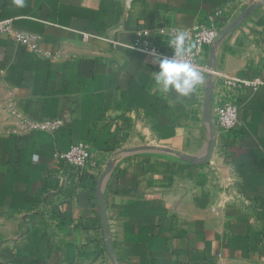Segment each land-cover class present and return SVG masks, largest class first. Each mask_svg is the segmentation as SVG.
I'll return each mask as SVG.
<instances>
[{
  "label": "crops",
  "instance_id": "0c3cea01",
  "mask_svg": "<svg viewBox=\"0 0 264 264\" xmlns=\"http://www.w3.org/2000/svg\"><path fill=\"white\" fill-rule=\"evenodd\" d=\"M0 0V20L38 36L30 53L0 33V264H264V85L235 92L239 126L214 137L209 159L205 83L163 93L151 60L128 46L148 30L206 23L219 76L264 81V0ZM101 38L119 44L113 46ZM28 121L59 122L53 132ZM85 143L99 171L55 157ZM115 263L106 249L96 182Z\"/></svg>",
  "mask_w": 264,
  "mask_h": 264
},
{
  "label": "built area",
  "instance_id": "2783aa9c",
  "mask_svg": "<svg viewBox=\"0 0 264 264\" xmlns=\"http://www.w3.org/2000/svg\"><path fill=\"white\" fill-rule=\"evenodd\" d=\"M256 0H245L240 5L247 6ZM224 16L222 10H215L208 15L206 23L195 24L190 28H164L158 31V36L161 38V45L156 46L153 43V37L148 30L141 31L137 34L131 46H128L134 51H137L148 57L152 64L153 54L160 58H171L174 55V46L171 41L180 32L184 31L187 34L186 43L192 47V52L182 59L191 61L197 69L202 73L204 82L209 74V68L205 62L206 52L212 47L220 34L218 20ZM0 33L7 36L9 39L20 45L24 50L30 53H39L38 36L30 33L17 32L10 26L9 20H0ZM109 42L113 46H119L118 43L101 38ZM219 84L212 83V91L210 98V114L214 126V135L226 133L234 130L239 126L237 119V108L235 92L242 87H256L264 85V81L256 79L252 82L238 80L237 78L219 76ZM59 125V122H37L28 121L25 124V129L34 131L53 132ZM56 159L64 166L75 171L90 169L99 171V158L89 147L82 142L72 145L68 151L55 155Z\"/></svg>",
  "mask_w": 264,
  "mask_h": 264
},
{
  "label": "clouds",
  "instance_id": "9594fccd",
  "mask_svg": "<svg viewBox=\"0 0 264 264\" xmlns=\"http://www.w3.org/2000/svg\"><path fill=\"white\" fill-rule=\"evenodd\" d=\"M15 3L23 7L24 0H15ZM186 41L187 34L180 31L171 41L174 46V55L171 58H160L153 54V63L158 65V70L154 71V82L163 93L171 91L179 97H189L204 82L197 67L191 61L182 59L192 52V47Z\"/></svg>",
  "mask_w": 264,
  "mask_h": 264
},
{
  "label": "water",
  "instance_id": "95a60500",
  "mask_svg": "<svg viewBox=\"0 0 264 264\" xmlns=\"http://www.w3.org/2000/svg\"><path fill=\"white\" fill-rule=\"evenodd\" d=\"M262 2V0H260ZM259 4H252L251 6H249L248 8H246L244 10V12L233 22L231 23L223 32H221L218 36L217 40L222 39L226 34H228L234 27H236L238 25V23H240L242 20H244L245 18H247L257 7ZM215 41V42H216ZM212 47H210L211 49ZM209 74L206 76V84H205V91H204V97H203V112H204V117H205V122L208 125V129H209V138H208V143L206 145L205 148V152L202 155V157L197 160L196 158L193 157H189V156H185V155H180L176 152H173L171 150L168 149H161V148H157L155 151L158 152H162V153H171L176 155L177 157H179L180 159L188 162V163H192V164H203L205 163L213 150V146H214V126H213V122H212V118H211V114H210V98H211V91H212V74L214 73V55L213 52L210 51V57H209ZM112 168L111 163H107V165L105 166L104 170L101 172V174L99 175L97 182H96V200H97V205H98V210H99V216H100V220H101V226L102 229L105 233V237H106V249L107 252L111 258V260L115 263L114 261V256H113V252H112V247H111V243L110 240L108 239V226H107V221H106V214H105V208H104V203L102 201L101 198V191H102V187L103 184L107 178V175L110 173Z\"/></svg>",
  "mask_w": 264,
  "mask_h": 264
}]
</instances>
